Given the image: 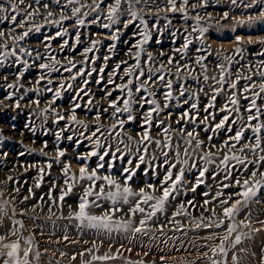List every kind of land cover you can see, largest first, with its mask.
<instances>
[{
    "label": "rangeland",
    "instance_id": "obj_1",
    "mask_svg": "<svg viewBox=\"0 0 264 264\" xmlns=\"http://www.w3.org/2000/svg\"><path fill=\"white\" fill-rule=\"evenodd\" d=\"M11 2L16 3L17 12L12 13L9 10L0 16V31L5 34V38L0 39V182L7 181L0 183V191L4 192V196L0 199L8 201V216L0 218V234L13 227L19 228V224L14 225L13 221L22 222L24 227L20 229L21 244L23 245L24 239L34 237V252L39 251L41 254L38 264H82L86 261H91V264H210L208 257L204 256L205 252H208V256L212 259H225L227 264H232L231 258L234 253L243 252V258L250 259L253 264H260V258L264 256V252L261 251L264 248V234L260 243L257 241L259 237L256 239L252 237L249 239L250 243H245V238L242 237V243L231 249L224 258L220 255L213 256L208 247H205L208 244H219L220 241L218 239L207 241L204 237L212 233L223 235L227 231L226 227L197 228L195 223L201 216L205 217L200 221L202 225L208 223L207 218L213 217L212 212L205 211V208L215 209L214 219H223L219 199H225L229 193L238 190L235 187H223L231 183L226 177L230 171L234 178L242 179L247 175L239 171L241 166L237 165L236 161L230 160L225 167L221 164V160L225 154L241 155L236 149L229 152L223 144L241 128L242 124L246 127L248 113L244 111L245 106H249L250 100L255 98L253 92L259 91L261 82L259 73L264 71L260 62L264 61V56L257 53L261 51L259 40L264 38V21L248 22L250 15L254 17L258 15L259 8L243 7L245 4H250L251 0H238L236 5H233L231 0H206L205 6H200L202 0H189L187 7H184L182 0H175L178 7L184 8V12H172L168 0H140L139 3L132 0L133 10L138 14L132 24L139 27V35L135 43L128 47L122 45L126 35L123 22L131 19L127 11L119 13L120 23L106 29L102 25L110 23L107 20V9L102 4L100 9L93 11L88 6L93 5L94 0H78L75 5H67V0H61L60 4L55 0H39V3L36 0H24L22 4L19 0H11ZM111 2L114 3V0ZM0 3L8 6V0H0ZM95 3H99V0H95ZM122 3L124 9H127L126 0H122ZM44 4H48V8H44ZM192 5L197 7L193 8ZM73 7L80 8L76 16L71 14ZM48 12H52V16H48ZM224 13H227V18H224ZM14 14L15 23L11 20ZM197 15L201 17L199 27L207 29L202 39L198 38L200 33L192 30V26L197 24L195 19ZM62 17L66 18L62 19ZM141 18L146 22L147 29L140 22ZM78 19L84 20V25H79ZM94 19L97 22H92ZM22 23L24 26L19 27ZM145 31L150 35V40L142 45L144 52L141 54V67L146 74L149 68L153 70L155 83L150 82L148 87L156 94L154 97L146 92L134 93V95L156 99L162 110L159 115L153 114L152 126L148 129L153 142L145 141L137 151L136 144L129 141L128 137L132 136L135 141H140L143 131L147 128L143 124V115L141 118L135 115L139 106L134 105L132 115L135 119L125 123L123 129L117 126L111 135L108 134V129L115 120L108 119L104 109L112 110L109 108V101L126 98L124 93L116 90V84L125 83L129 78L121 79L124 76L123 69L128 66L134 67L135 60L132 59V55L138 49L133 46L143 40L142 33ZM24 32H28V35L23 39L18 41L11 39L22 36ZM31 36L35 39L29 38ZM113 36L117 39H113ZM237 37L241 38L240 43L236 42ZM185 38L191 39L192 44L185 50L182 58L181 53L175 50L183 47ZM5 43L7 48L3 47ZM30 44H37L39 48L32 51L33 46ZM113 45L110 51L109 48ZM238 47L244 49L243 56L235 53ZM88 48L93 50L88 52L87 56L83 55ZM42 49L50 53L48 61L44 60L43 54H40ZM13 51L16 53L14 56L11 55ZM5 52L9 53L7 57L4 56ZM196 52L204 54L202 57H195ZM209 52L212 54L209 55ZM147 53H151L153 57L150 62L147 61ZM52 57H55V61L59 63H56ZM106 57L109 59H105ZM170 57L173 58L172 64L167 63ZM226 57H231V60H227ZM197 59L200 63L196 62ZM69 61L75 64L72 72L65 70L72 67ZM122 61L128 63L122 64L121 70L113 77V69ZM41 64L54 66L59 71L50 72L49 68L42 69L39 67ZM219 64L225 65L222 85L218 83L221 77ZM184 65L188 67L185 68ZM177 67L181 69L179 72L176 71ZM101 68L104 69L103 72H100ZM158 68L160 70L157 72ZM81 71L83 75L79 74ZM161 74L165 76V81L171 80L173 84L171 90L167 89L164 81H158V76ZM73 75L76 76L75 79H72ZM249 75L252 79H245ZM41 76L44 77L42 80ZM205 76L208 77L207 80ZM110 78H114L116 83L109 86ZM131 78L138 83L135 81V74ZM237 80H239L237 89H231V83ZM253 84L255 88L252 92L243 93L244 86L251 87ZM181 85L185 90V96L179 95ZM220 88L225 91L217 94L215 90ZM108 91L112 92L111 96L106 95ZM167 91L172 92L171 101L165 100L163 94ZM99 93L103 96H97ZM232 93L239 100L240 111L232 113L220 111L225 105L233 108L229 103V95ZM213 95L216 96L214 107L208 108L205 112L204 109L213 103L211 99ZM243 95L249 96V100H244ZM261 95L264 96V93ZM185 99L188 103H183ZM36 101L39 102L38 105ZM165 102L169 103L168 108H163ZM17 103L19 107H16ZM192 103L197 104L196 109H191ZM76 104L80 105L75 109L77 121H83L87 125V130L68 119ZM257 104L264 111V101L257 99ZM118 106L122 107V103ZM150 107L145 104L143 114ZM184 111H189L190 116L196 115L195 124L180 120ZM98 112L100 121L95 120ZM168 114L173 116L169 117ZM226 114L230 115V120L225 127L215 128ZM57 115H62L65 119L57 121ZM205 116H209V119L204 120ZM212 116L215 118L213 119ZM241 116L244 120L240 119ZM116 118L126 120L127 114H118ZM160 120L164 123L158 124ZM177 120H180V123H176ZM232 120L236 123H232ZM260 122H264V116H261L259 121H253V124ZM97 125L100 126L101 131L92 137L91 133L95 131ZM169 126V132L165 134L164 128ZM181 128L184 129L183 137L179 131ZM228 128H231V131H228ZM15 131L21 134L29 131L32 136L23 138L20 134H14ZM188 131H193L197 139L204 141V146L193 151L195 145L193 141V146L188 148V156H184L183 148L188 147L184 144V139L187 138ZM117 132L120 135H116ZM166 135L171 137L173 147L171 149L157 147L154 141H161L163 145ZM245 136H252L250 129L245 132ZM97 139L100 141V147L96 146ZM43 141H49L53 145L45 147ZM178 143L181 145L179 162L175 156V146ZM229 143L235 141L229 140ZM144 148H147V152ZM60 151L64 152V156L60 157L57 163ZM92 151H97L101 155L107 151L108 155L100 161L98 156L88 157L87 154ZM163 152H168V156L165 157ZM206 152L214 154L213 163L205 165L201 159ZM78 156L85 159H77ZM140 156L144 157L143 162L140 161ZM247 158L257 160V157L252 155H248ZM184 160H188V163L185 164ZM49 163L52 164L51 169L47 168ZM100 163L104 165L99 169L100 175H111L123 183L124 177L129 172H134L135 175L129 181L130 186L134 190L143 187L147 192H151L147 185H158L168 170L173 172V176L177 174L176 168L169 169L172 163H176L177 168H184L185 175L183 184L176 193H173L175 199L170 198V202L165 205L162 212L146 220L144 232L114 231L109 234L95 229H81L77 227L78 221L69 219V213L76 209L78 198L82 195L81 184L77 183L73 193L65 197L63 208L59 203L53 205L48 199L50 190L54 199H58L61 188L67 190L62 174L64 164L71 166L70 175L78 176L81 166L87 164L91 170ZM193 164L195 167H192ZM205 166L208 171L200 177L199 173ZM259 166V163L255 166L249 164L248 170L251 172ZM41 168L44 169L42 180ZM125 169L129 172H125ZM9 177L12 179L8 180ZM198 179L202 182L197 185ZM256 180L264 183V178L259 174ZM38 182H40L39 188L36 187ZM193 188L195 191H192ZM16 189H19L18 193ZM29 189L32 190L31 195ZM220 192L224 195L217 198V193ZM26 196L29 197L27 200L24 199ZM237 198L233 197V199ZM205 200L211 202L205 205ZM99 203L103 207L90 208L91 214L103 215L104 211L111 207L109 201L101 200ZM134 203L133 200L128 205H122L123 211L116 212L113 219L132 220L133 227H139V220L145 219L146 213L152 211L151 204L154 201L141 205L145 208V213L132 215L128 209L134 206ZM180 204L184 205L188 215H175ZM262 209H264V187L259 189L257 197L246 208H242L236 220L239 222L247 216L252 227L251 233L256 235L257 229L264 228V224L260 223L264 221ZM256 214H259L258 218ZM245 231V228L238 227L226 245H230L236 235L246 233ZM65 236L68 237L67 240L64 239ZM81 252L84 253L83 256L80 255ZM105 254L116 258L107 261L92 260L93 255ZM73 256L76 257L75 260L72 259Z\"/></svg>",
    "mask_w": 264,
    "mask_h": 264
},
{
    "label": "snow or ice",
    "instance_id": "obj_2",
    "mask_svg": "<svg viewBox=\"0 0 264 264\" xmlns=\"http://www.w3.org/2000/svg\"><path fill=\"white\" fill-rule=\"evenodd\" d=\"M37 3H39V0H36ZM57 4L61 3V0H55ZM140 0H136V3H139ZM19 3H24V0H19ZM78 3V0H67V5H75ZM127 3V9H124L122 0H114V3L111 2V0H99V3H95L93 5H89L88 7H91L93 11H96L100 9L101 5L103 4L107 9V20L110 23H104L102 26L106 29H110L112 25L120 23L119 19V13L122 11H127L130 15L131 19L125 20L124 28H127L130 24L133 23V21L137 18L138 14L136 11L133 10L132 0H126ZM182 3L184 7H187L189 4V0H182ZM231 3L233 5H236L238 3V0H231ZM168 4L170 5V10L172 12L181 11L184 12L183 7H178L175 0H168ZM206 0H202L200 6H205ZM31 7V5H29ZM44 8H48V4L43 5ZM66 7V5H65ZM193 8L197 7V5H192ZM245 8H255L258 7V15L257 16H249L248 22L253 23L257 20L264 21V0H251L250 4L243 5ZM9 10H11L12 13L17 12L16 3L11 2V0H8V6L6 7L5 4L0 3V16L7 13ZM80 12V8L73 7L71 14L72 16H76L77 13ZM31 15V13H30ZM48 16H52V12H48ZM6 18V17H5ZM66 17H62L64 19ZM186 18V15H185ZM224 18H227V13H224ZM197 24L192 26V30L195 32L200 33V37L203 38V34L207 31L206 28L199 27V21L201 17L197 15L195 17ZM11 20L13 23L16 22V15L11 16ZM92 22H97L95 19ZM140 22L144 24L145 28L147 29L146 22L141 18ZM77 23L79 25H84L85 21L82 19H78ZM239 23H244V21H239ZM24 24H20L19 27H23ZM39 29H37L38 31ZM28 35V32H24L22 36L17 37H11L13 41H18L20 39H23V37H26ZM59 35V33H58ZM143 40H141L139 43L135 44L133 47L138 49V51L135 52L134 55H132V59L135 60V65L128 66L127 68L123 69L124 76L121 77L123 80L124 77H129L125 83L122 84H116V90H118L120 93H124L126 98L121 99H115L112 101H109V108H111L113 111L111 113L113 119L115 120V123H113L112 127L108 129V134L111 135L112 132L119 126L120 129L124 128L125 123L131 122L135 119V116L132 115L134 110V105H138L139 108H144L145 104L150 105L151 107L147 110L145 114H143V124L147 126L146 130L143 131L141 135L140 141H135L132 136L128 137V140L132 143L136 144L137 151L140 149V145H143L145 141H148L149 143H152V139L150 137V132L148 129L152 126L153 122V114L159 115L161 112V105L157 102L156 99H148L147 97L143 95L136 96L135 94L139 93H148L149 96L154 97L155 91L150 90L148 85L150 82L155 83L153 81L154 72L151 68L148 69L147 74L141 67V54L144 52V49L142 47L143 44H146L150 40V35L147 31L142 33ZM5 38L4 32L0 31V39ZM113 39H117V37L113 36ZM77 41H79V37L77 36ZM241 38L237 37L236 42L240 43ZM249 43H251V38H249ZM259 43L261 45V51L257 53V55L264 56V38L259 40ZM192 44V40L185 38V42L183 44V47L181 49H176L175 51L181 53V57L183 58V55H185V50H187ZM3 47L7 48V44H3ZM95 47V43L93 44V48ZM111 46L109 50H112ZM23 51V49H21ZM92 48L85 49L83 55L87 56L88 52L92 51ZM201 49H198L200 51ZM235 53L243 56L244 49L242 48H236ZM29 55L31 53H28ZM131 55V52L129 53ZM212 53L209 52V55ZM9 55L8 52L4 53V56L7 57ZM11 55H16V53L13 51ZM52 59L55 61V57H52ZM105 59H109V57H106ZM153 57L151 53H147V61H152ZM227 60H231V57H226ZM56 63H59V61H55ZM197 63H200V60L197 59ZM70 64H72L71 61H69ZM127 61H122L121 63H118L115 68L113 69L112 76L115 77L116 73L121 70L122 64H127ZM168 64L173 63V58H169L167 61ZM261 66H264V61L260 62ZM203 66V65H202ZM40 68H49V71H59V69H56L54 66L50 67L47 64H41L39 65ZM75 67V64H72V67H68L65 70L68 72H72V68ZM163 65L160 66L162 68ZM185 68L188 67V65H184ZM218 67L221 68V77L218 83L221 85L224 83V71H225V65L219 64ZM160 69L158 68L156 71L158 72ZM181 69L179 67L176 68V71L179 72ZM104 69L101 68L100 72H103ZM80 75H83L84 73L81 71L79 73ZM91 73H89L90 75ZM135 74V81L138 83H135L134 80L131 78ZM261 76V82L259 84V91L253 92V96L255 98H252L250 100V105L245 106L244 111L248 113L245 124L241 125V128L236 130L235 134L231 137H229V140L235 141V143H229V140H226L223 144L224 148H227L229 152L232 149H236L237 152H239L241 155H228L225 154L223 156V159L221 160V164H223L225 167H227L228 162L230 160L236 161L237 165H240L241 168L239 171H242L244 173H247L244 178H234L232 176L231 171L229 172V175L226 177V179H229L231 181L230 184L223 185L224 188L229 187H235L238 190L232 193H229L227 195V198L225 199H219V206L221 208V215L223 219H214L216 213L215 209H207L205 208V211H211L213 214V217L207 218L208 223L201 224L200 221H203L205 217L201 216L198 221H195L196 227L199 228L201 226L205 228H221L222 226L226 227L227 231L220 235L218 233H212L211 235H208L204 237L207 241H213L214 239H218L220 241L219 244H208L205 245V247H208L209 252L212 253L213 256L220 255L221 257L226 258L228 256V253L231 249H235L237 245L242 243V237L244 238H250L248 233H241L239 235H236L234 240H232V243L230 245H226V242L229 241L232 238V233L236 232L238 227L241 228H251L250 223H245V220L248 219L247 216H245L243 219H241L239 222H237L236 218L240 215L242 208H246L251 201L254 200V198L257 197V193L261 187H264V183H262L260 180H256L257 174L260 175V177L264 178V170H261V168H264V155H258V153H264V122L255 123L253 124V121H259L261 116H264V111H262L261 107L257 104V99H260L264 101V96L261 94L264 93V71H261L259 73ZM44 77L41 76L40 79L42 80ZM76 76L73 75L72 79H75ZM143 78V79H142ZM206 80L208 79L207 76L204 77ZM214 79V78H213ZM245 79L251 80V75L245 77ZM158 81H164L167 89L171 90L173 88V84L171 80L165 81L164 75L158 76ZM39 83V81H37ZM239 80L236 82L231 83L230 87L231 89H237V84ZM99 83V81H98ZM109 84H115V79L110 78L108 81ZM255 88V84H253L251 87L244 86L243 87V93H249L252 92ZM202 90V89H201ZM217 94H219L220 91H225V89L220 88L215 90ZM59 95V93H57ZM107 96H111L112 92L108 91L106 93ZM166 101H171L173 99L172 92L167 91L164 94ZM179 95L185 96V90L183 88V85L180 86L179 89ZM244 100H249V96L243 95L242 97ZM213 103H210L204 111L207 112L208 108L214 107V102L216 99V96H212ZM38 105V101H36ZM122 103V107L118 106ZM183 103H188V100L185 99ZM229 103L233 106V108H228L227 105H225L220 111H223L225 113H232V112H239L240 111V103L239 100L235 97V94L232 93L229 95ZM89 104H91V101H89ZM16 107H19V103L16 104ZM80 105L76 104L74 105L72 109V114L68 117L70 121L76 122L80 124L82 127L87 130V125L84 124L83 121H77V117L75 114V109L79 108ZM169 103L165 102L163 104V108H168ZM197 104L192 103L191 109H196ZM138 110V109H137ZM105 112L108 111V109H104ZM127 114V119H117L116 117L118 114ZM211 115V114H210ZM214 119L215 117L212 116ZM57 121L64 120L65 117L62 115H57ZM204 120H208L209 116H205L203 118ZM241 120H244V117H240ZM96 121H100V114L99 112L95 116ZM180 120H183L185 123L191 122L192 124L196 123L197 117L195 114L191 115L189 114V111H184L181 116ZM180 120H177L176 123H180ZM230 120V115L226 114L224 115L219 123L215 125V128H224L226 123ZM164 121L160 120L158 124H163ZM232 123H236L235 120H232ZM158 126V125H157ZM169 127L164 128V133L167 134L169 132ZM251 130L252 136L246 137L245 132L247 130ZM228 131H231V128L227 129ZM101 128L99 125H97L95 131L91 133V136H96L97 132H100ZM181 132V136H184V129H179ZM194 131V130H193ZM193 131H188L186 133L187 138L184 139V144L188 147L183 148V155L188 156V148L193 146V141H195V145L193 148V151L195 149H200L204 146V141L197 139V136L193 135ZM116 135H120L119 132L116 133ZM72 137H69L71 139ZM91 139V137H88ZM57 139H60L59 133L57 134ZM244 141V143H241ZM248 141H251L250 143ZM96 146L100 147V141L97 139L95 141ZM157 147H165L171 149L173 146L171 144V137L166 135L165 141L163 145H161V141H154ZM239 145V147H237ZM45 143V147H46ZM125 147H128V145H125ZM176 152L175 156L177 159V162H179L180 156H181V145L178 143L176 146ZM213 147H216L213 145ZM144 151L147 152V148H144ZM88 157L92 156H98L100 161L104 160V156L108 155V152H104L102 155L99 154L97 151L89 152ZM163 155L165 157L168 156V152H163ZM213 153L206 152L201 157V159L204 161L205 165L213 163ZM248 155H252L253 157H257V160H249L247 157ZM64 156V152L60 151L58 152L57 156V163H59V158ZM77 159H85V157L78 156ZM140 161H144V157H139ZM131 163V161H129ZM184 163L187 164L188 160H184ZM259 163V167H256L255 170L249 172L248 165H256ZM52 164L49 163L47 165L48 169H51ZM103 163H100L97 165L94 169H89L87 164L83 165L79 169V175L71 174L70 175V168L71 166L69 164H64L62 168V174L64 176V184L67 186V190L65 191L64 188H61L59 190L58 199H54L52 196L51 190L48 193V199L52 201L53 205H56L59 203V206L63 208L65 197L72 194L74 191V188L77 183L81 184V192L82 195L78 198L77 206L74 211H71L69 213V219H74L75 221H78L77 227L83 229H95L98 232L103 231L105 233H112L114 231H132L135 233H141L144 232V225L146 223V220L151 219L152 217L156 216L158 212H162L165 208V205L170 202L171 199H175V196L173 193H176L178 191L179 186L183 184L184 175H185V169L184 168H177L176 163H172L169 165V169L176 168L177 174L173 176V172L171 170H168L163 179L160 181L158 185H147L148 189H151V192L145 191L143 187H141L139 190H134L130 184L129 181L132 180V177L135 175L134 172H129L128 169H125V172H129L127 176L124 177L123 183L115 179L111 175H100L99 169L103 168ZM111 167V165L109 166ZM192 167H195L193 164ZM208 169L205 166L199 173L200 177H203L205 172H207ZM44 175V169H40V179H43ZM12 178L9 177L8 180H11ZM201 180H197V185L201 183ZM0 183H7V181H3ZM36 187H40V182L36 184ZM53 187H55V182H53ZM106 188L108 189L106 191ZM17 193L19 192V189L15 190ZM31 189H29V194L31 195ZM192 191H195V188L192 189ZM156 193H159V195H156ZM207 195V193L205 194ZM224 195L223 192L217 193V198ZM4 196V192L0 191V198ZM233 197H238L237 199H233ZM29 197H24L25 200H27ZM92 198V199H90ZM242 198V199H239ZM41 200L43 197L40 198ZM101 200L109 201L111 204V207L104 211L103 215H94L89 212V209L92 207L95 208H102L103 206L101 203H99ZM135 201L134 206L130 207L128 211L135 215L136 213H145V208L141 205L149 204L150 201H154V203L151 204L152 211L146 213V218L139 220V227H133V221L127 220V221H121L118 219H113L116 212L123 211L122 205H128L132 201ZM211 201L205 200L204 204L207 205ZM71 207V206H69ZM35 210V209H33ZM51 211V209H49ZM13 216L15 215V209H12ZM23 213H21L22 215ZM188 215L187 211L184 208L183 204H180L178 210L175 212V215ZM8 216V201L0 199V218ZM11 219V217H10ZM260 223L264 224V221H261ZM13 224H19V228H10L6 230L3 234H0V264H34V261L36 264H38L40 260V252L35 251L34 252V237H28L24 239L23 245L21 244L22 235L20 233V229L24 227L23 223L20 221H13ZM259 231V229H257ZM12 237H15L16 239H11ZM65 240L68 239L67 236L64 237ZM241 251H247V249H241ZM262 252H264V248L261 249ZM81 256L84 255L83 252L80 253ZM255 255V253H253ZM205 257H208L210 264H227V261L225 259H212V257L208 256V252L204 253ZM115 256L110 255H101V256H92L93 261H107L109 259H115ZM73 260L76 259L75 256L72 257ZM232 264H239V260L236 257V255L232 256ZM82 264H91V261L82 262ZM260 264H264V256H261L260 258Z\"/></svg>",
    "mask_w": 264,
    "mask_h": 264
},
{
    "label": "bare ground",
    "instance_id": "obj_3",
    "mask_svg": "<svg viewBox=\"0 0 264 264\" xmlns=\"http://www.w3.org/2000/svg\"><path fill=\"white\" fill-rule=\"evenodd\" d=\"M139 27L138 26H136V25H133V24H131V25H129L127 28H126V35H125V37H124V39H123V41H122V45L124 46V45H127L128 47L129 46H131L132 44H134L135 43V41H136V39H137V36L139 35ZM29 38H33V39H35L33 36H31V37H29ZM30 45H32L33 47L31 48L32 49V51H35V50H37L39 47H38V45L36 46L35 44H30ZM64 52V51H63ZM107 52V50H105V53ZM40 54H43L44 55V60H46V61H48L49 59H50V53L46 50V49H42L41 50V53ZM204 53L202 52V53H198V52H196L195 53V57H202V55H203ZM261 67H263L264 68V66H261ZM60 81V80H59ZM108 85L110 86L111 84H109L108 83ZM97 96H103L102 94H98ZM138 110H136V113H135V115H137V117H142V115H143V108H137ZM111 113H112V110H110V109H108V111H107V114L108 115H106L107 116V118L108 119H113V117H112V115H111ZM168 116L169 117H171V116H173V115H171V114H168ZM106 120V119H105ZM109 121V120H108ZM113 121H114V119H113ZM107 122V121H106ZM115 122V121H114ZM14 134H20L21 135V137H23V138H31V136H32V134L28 131H26V132H24V133H18L17 131H15V133ZM19 135V136H20ZM45 143H46V145H53V143H51V142H49V141H43L42 142V144L45 146ZM56 170V169H55ZM59 170V169H58ZM262 210H264V209H262ZM260 214V213H259ZM259 214H256V217L258 216L259 217ZM257 217V218H258ZM245 222H247V223H250L249 222V220H245ZM246 229V233H248L249 234V236H250V238H245V243H250L251 241H249V239H251L252 237H253V239H256L257 237H259L258 239H257V241H258V243H260L261 242V240H262V237H263V234H264V228H259V231H257L256 230V235H254V234H252L251 233V229H252V227L251 228H245ZM247 245V244H246ZM234 255H236L237 256V258H238V260H239V264H253V262L250 260V259H248V258H243L242 256L244 255L243 254V252L242 253H240V254H238V253H234Z\"/></svg>",
    "mask_w": 264,
    "mask_h": 264
}]
</instances>
